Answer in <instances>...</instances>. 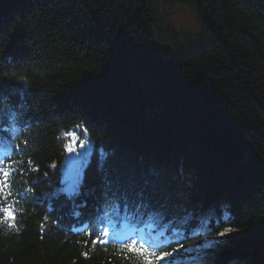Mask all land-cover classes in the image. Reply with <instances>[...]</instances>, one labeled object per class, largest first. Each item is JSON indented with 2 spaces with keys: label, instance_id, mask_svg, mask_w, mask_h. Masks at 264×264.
<instances>
[{
  "label": "trees",
  "instance_id": "16d2710c",
  "mask_svg": "<svg viewBox=\"0 0 264 264\" xmlns=\"http://www.w3.org/2000/svg\"><path fill=\"white\" fill-rule=\"evenodd\" d=\"M156 1L0 0V124L28 137L16 160L39 168L16 177L18 191L38 186L18 198L16 227L0 224V264H144L119 247L85 246L82 223L99 204L102 166L121 172L146 154L157 199L171 205L180 191L196 205L187 221L162 219L184 233L160 253L179 239L174 264H264V0H190L211 46L169 58L151 48ZM77 129L91 152L67 196L59 167ZM165 168L166 180L155 177ZM183 181L191 189L170 184ZM45 215L57 226L42 231ZM222 218L232 239L202 235L203 222Z\"/></svg>",
  "mask_w": 264,
  "mask_h": 264
},
{
  "label": "snow or ice",
  "instance_id": "6c2138e0",
  "mask_svg": "<svg viewBox=\"0 0 264 264\" xmlns=\"http://www.w3.org/2000/svg\"><path fill=\"white\" fill-rule=\"evenodd\" d=\"M23 82L27 83V81ZM6 102L3 82L0 81V104ZM69 135L76 145L84 151H76L74 147L65 145V150L70 154L68 157L67 175H75L82 179L80 169L85 167L84 159L88 155L87 143L83 139L76 140L72 134ZM27 142V136L24 137L20 145L16 146L10 141H5L3 142L4 151L0 154V224H6L9 228L16 227V220L21 215V213L17 212V207L21 202L18 198L35 196L33 188L38 186L33 184L32 187H25L23 191L16 190L17 176L23 180L26 173L39 171V168L33 163L31 158L28 159L26 164L13 158L29 152ZM153 162L154 159L146 154L137 161L135 167L127 168L121 172H118L115 166H111L106 170L102 166L103 175L98 178L100 188L99 204L89 217L88 227L91 228V231L87 232L89 239L84 242L85 246L88 243H91L92 246L100 244L105 247L110 244H116L122 253L141 256L144 264H153L154 258L164 261L166 264H174L176 261L174 254H181L180 250L185 248L183 241L177 239L174 241L178 245L177 248H173L171 252L157 254L156 250L161 247V244L156 243L151 237L146 238L142 234L143 230L139 228V225L144 223L146 219L153 221L162 220L169 215L187 221L192 215L189 208L196 205H193L187 193L181 194L180 191L171 194V202H174L171 205L168 201L158 200L157 191L160 189V185L145 178L150 175L149 168ZM166 171L167 169L165 168L154 175L159 179L166 180ZM44 175L47 176L48 173L45 172ZM170 184L175 185L176 189H181L182 187L191 189L192 187L191 184L186 186L184 181L183 184L181 182L179 184ZM68 194L69 196L72 195L71 189ZM43 195L47 196L48 194L44 193ZM99 205L103 207L101 208ZM97 212L102 213L103 216L99 221L101 224L99 229L93 227ZM182 213L183 215L181 216ZM231 223L232 220L229 218H222L216 223H212L209 219L202 224V227L206 229L202 235L211 236L212 241L230 240L232 236L229 234L233 232V229L231 227H225L224 231H219V229L224 224ZM46 225L48 227L57 226L54 220L49 225L48 216L45 215L43 222L40 224L42 231L48 230ZM184 238L188 239L189 237L185 236ZM81 255L87 258V252L81 253ZM214 264H232V261L230 259H221L217 256Z\"/></svg>",
  "mask_w": 264,
  "mask_h": 264
},
{
  "label": "rangeland",
  "instance_id": "374dc122",
  "mask_svg": "<svg viewBox=\"0 0 264 264\" xmlns=\"http://www.w3.org/2000/svg\"><path fill=\"white\" fill-rule=\"evenodd\" d=\"M154 23L151 29V48L158 56L169 58L175 54H182L193 47L208 48L211 46V41L208 36L202 32L198 22L195 8L190 0H157L152 5ZM72 134L76 140L83 139L87 143L88 155L84 159L87 162L90 152L91 143L85 131H73ZM66 145L74 147L76 151H84L80 149L70 135ZM69 153L66 151V156L60 165L61 184L58 189L69 195L77 191L81 178L67 175V165ZM55 168V165H52ZM83 169H80L81 177Z\"/></svg>",
  "mask_w": 264,
  "mask_h": 264
}]
</instances>
